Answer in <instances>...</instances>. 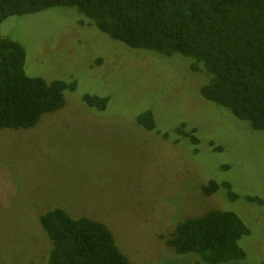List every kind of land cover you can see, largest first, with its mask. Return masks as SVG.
<instances>
[{
  "label": "rangeland",
  "instance_id": "1",
  "mask_svg": "<svg viewBox=\"0 0 264 264\" xmlns=\"http://www.w3.org/2000/svg\"><path fill=\"white\" fill-rule=\"evenodd\" d=\"M86 22L56 7L0 27L23 47L27 76L77 84L34 128L0 130V264H47L52 243L39 217L53 209L103 223L130 264H197L167 236L188 218L230 211L250 231L240 241L246 259L230 264H264V133L205 101L208 76L190 59L131 49ZM85 95L108 97L106 110ZM142 112L155 131L136 124ZM210 181L230 190L205 196Z\"/></svg>",
  "mask_w": 264,
  "mask_h": 264
},
{
  "label": "trees",
  "instance_id": "2",
  "mask_svg": "<svg viewBox=\"0 0 264 264\" xmlns=\"http://www.w3.org/2000/svg\"><path fill=\"white\" fill-rule=\"evenodd\" d=\"M56 7L74 9L87 25L131 49L190 59L193 71L201 66L208 76L200 96L264 133V0H0V27L8 18ZM24 64L21 44L0 32V130L34 128L42 116L61 110L65 93L77 87L29 77ZM83 101L105 111L110 99L85 95ZM136 124L156 128L151 112L138 114ZM176 132L198 144L194 130L181 125ZM223 189L230 190L229 183L210 181L202 193ZM229 199L238 198L230 193ZM39 224L52 243L47 264H130L103 223L53 209ZM249 234L236 214L216 210L177 223L165 243L177 255H194L197 264H230L246 259L240 241Z\"/></svg>",
  "mask_w": 264,
  "mask_h": 264
}]
</instances>
